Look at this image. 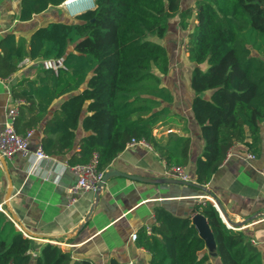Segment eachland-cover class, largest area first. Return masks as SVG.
Here are the masks:
<instances>
[{"label":"trees","instance_id":"1","mask_svg":"<svg viewBox=\"0 0 264 264\" xmlns=\"http://www.w3.org/2000/svg\"><path fill=\"white\" fill-rule=\"evenodd\" d=\"M65 2L22 0L19 20ZM173 19L186 33L191 109L204 140L197 183L208 184L236 144L264 158V0H195L188 7L183 0H94V8L72 23H49L29 40L8 34L0 42V79L17 73L25 59L63 58L66 67L55 73L38 63L35 76L12 89L19 103L17 133L41 126L43 151L68 156L70 165L97 156L98 169L106 171L131 141L144 140L169 169L184 167L190 137L154 134L168 124L174 102L163 83L170 56L157 41L167 36ZM193 213L206 219L217 255L206 251L192 217L155 207L154 223L135 240L149 253L148 264H214L216 257L220 264H264L246 232L229 229L212 202L197 204ZM0 264L90 263L59 245L40 247L0 211Z\"/></svg>","mask_w":264,"mask_h":264},{"label":"crops","instance_id":"2","mask_svg":"<svg viewBox=\"0 0 264 264\" xmlns=\"http://www.w3.org/2000/svg\"><path fill=\"white\" fill-rule=\"evenodd\" d=\"M21 1L0 0V42L8 34L29 40L38 28L52 22L72 23L74 20L70 19L77 16L70 14L65 2L22 22L19 20ZM184 55L187 58L186 53ZM169 56L171 66L163 77V83L173 94L174 102L170 105L168 124L159 127L154 134L166 137L173 133L190 137L189 160L184 167L190 182L198 186L158 183L161 179L176 180L169 175L171 168L166 162L152 148L127 146L109 168L142 180L113 177L100 190L97 199L96 192L86 193L69 206L68 189L76 184L77 178L63 167L68 163V156L56 158L57 163L44 161L30 176L27 175L28 163L21 155L5 159L7 170L0 158V211L2 209L6 216L19 221L21 229H25L31 237L37 236L32 238L37 245H59L63 250L70 251L75 260H87L90 264H110L111 260L118 264H148L149 253L136 246L132 235L154 223L155 207H163L178 217L190 216L193 219L199 215L193 213L194 207L205 201L212 202L213 196L224 209L227 220L246 232L264 259V179L260 173L264 158L249 160L246 148L236 144L208 184L202 186L197 183L196 162L203 152L204 140L191 109L194 97L190 87L193 65L189 61L184 65L182 60ZM38 63L41 64L40 60L32 62L25 59L17 73L8 79H0V131L8 121V110L17 106L12 89L22 79L35 76ZM176 117H183L184 122L175 121ZM33 131L31 151L41 146L43 137L41 126ZM83 135L80 130L79 138ZM50 170L60 171L58 182L44 179ZM56 174L53 173L52 178ZM10 183V198L6 202ZM92 209L89 222L79 232L73 233ZM213 242H206V251L210 254L215 251ZM214 261L220 264L217 257Z\"/></svg>","mask_w":264,"mask_h":264},{"label":"built area","instance_id":"3","mask_svg":"<svg viewBox=\"0 0 264 264\" xmlns=\"http://www.w3.org/2000/svg\"><path fill=\"white\" fill-rule=\"evenodd\" d=\"M68 1L69 0H67V2ZM91 1L93 6L94 0ZM41 64L44 69L52 70L55 73H57L59 69L66 70V67L64 66L63 58L45 60ZM18 104L19 103H17V106L10 108L8 110L7 112L8 121L6 122L3 130L0 131V158L2 157L5 159H11L16 154L21 155L23 158L26 159L28 163L27 175L30 176L35 174V172L38 170V168L41 166V164L44 161H52L53 163H57V161L55 160L56 158H53L48 154H46L41 146H39L35 151H31L30 141L34 135L33 130H29L25 134L17 133L15 129V123L19 116ZM136 145H144L148 148H151L144 140H140V141L133 140L127 146L134 147ZM246 158L249 160L256 159L251 154H248ZM57 166L59 167V165ZM63 167L69 169L77 178L76 184L68 189V195L70 197L69 206H73L76 203L78 199L77 197L84 195L86 193L97 192L98 190L102 189L100 185L102 183L105 171H100L98 169L97 156H93V158L86 164L70 165L66 163L63 165ZM54 171L53 170L47 171L44 176V179L45 180L52 179L54 182H58L60 178V171L59 172H57V170L55 172ZM53 173H57L56 176H54V178H52ZM260 173L264 179V167L260 171ZM169 175H171L173 178L177 180L183 182H190L189 174L187 173L185 167L183 166L171 167L169 171ZM7 217L14 223L17 230H19L24 237L32 239V237H30L28 233L24 232L10 215H7ZM225 224L231 230H239L237 228L230 226L227 223ZM136 237L137 234L132 235L133 240H136Z\"/></svg>","mask_w":264,"mask_h":264},{"label":"water","instance_id":"4","mask_svg":"<svg viewBox=\"0 0 264 264\" xmlns=\"http://www.w3.org/2000/svg\"><path fill=\"white\" fill-rule=\"evenodd\" d=\"M94 8V5L91 6L90 8H87L83 11H81L80 13H78L77 15L85 12V11H88V10H91ZM1 163L4 167L5 170H7V166H6V161H5V158H2L1 157ZM125 177V178H128V179H131V180H134V181H140L142 179H140L139 177L137 176H132V175H127L126 173H121V172H118L112 168H109L107 171H105V174H104V177H103V180H102V183H101V188H103L105 186V184L107 183V181L113 177ZM158 183H173V184H180V185H188V186H193V187H197L198 185L195 184V183H191V182H183V181H180V180H168V179H161L159 181H157ZM11 188H12V185L10 183V186L8 188V191H7V197H6V202L9 200L10 198V193H11ZM101 190V189H100ZM100 190H98L96 192V199L98 198V194L100 192ZM207 193L209 195H211V192L207 191ZM212 196V195H211ZM212 202L213 204L218 208L217 210L219 211L220 213V216L221 218L223 219L224 223H227L229 224L230 226L234 227V228H237L235 226H233L229 220H227V216H226V213L224 211V209L222 208L221 204L219 203V201H217V199L215 197L212 196ZM93 212V209L88 213V215L85 217L84 219V222L82 224L79 225L78 228L75 229V231L73 233H77L79 232L81 229H83V227L89 222V219L91 217V214ZM13 220L19 224V221H17L15 218H13ZM193 221V224L196 228V230L198 231L200 237H202L205 242H208L209 240H213V236H212V233H211V230L208 226V223L206 221V219L201 215H195L194 218L192 219ZM239 229V228H237ZM24 232H27L25 231V229H22ZM29 234V233H28ZM31 237V236H30ZM33 239L34 238H38L37 236L33 235L32 237ZM214 243V242H213ZM210 255L212 256H216L217 254L215 252L211 253Z\"/></svg>","mask_w":264,"mask_h":264},{"label":"rangeland","instance_id":"5","mask_svg":"<svg viewBox=\"0 0 264 264\" xmlns=\"http://www.w3.org/2000/svg\"><path fill=\"white\" fill-rule=\"evenodd\" d=\"M195 0H183V6L188 7L193 5ZM76 16H73L70 20H74ZM159 43L163 44L168 53L172 57H176L182 60L184 65H187L188 59L185 57L184 42L186 41V33L182 32L178 27V19H173L170 21L169 32L163 40H157ZM214 264L217 262L214 261Z\"/></svg>","mask_w":264,"mask_h":264},{"label":"bare ground","instance_id":"6","mask_svg":"<svg viewBox=\"0 0 264 264\" xmlns=\"http://www.w3.org/2000/svg\"><path fill=\"white\" fill-rule=\"evenodd\" d=\"M91 6V0H69L66 4L67 10L73 15L78 14Z\"/></svg>","mask_w":264,"mask_h":264}]
</instances>
